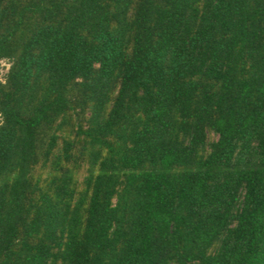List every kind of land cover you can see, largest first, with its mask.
I'll use <instances>...</instances> for the list:
<instances>
[{
  "label": "trees",
  "instance_id": "16d2710c",
  "mask_svg": "<svg viewBox=\"0 0 264 264\" xmlns=\"http://www.w3.org/2000/svg\"><path fill=\"white\" fill-rule=\"evenodd\" d=\"M0 264H264V0H0Z\"/></svg>",
  "mask_w": 264,
  "mask_h": 264
},
{
  "label": "rangeland",
  "instance_id": "374dc122",
  "mask_svg": "<svg viewBox=\"0 0 264 264\" xmlns=\"http://www.w3.org/2000/svg\"><path fill=\"white\" fill-rule=\"evenodd\" d=\"M6 67H7V63L5 61L1 60L0 61V77L5 72Z\"/></svg>",
  "mask_w": 264,
  "mask_h": 264
}]
</instances>
